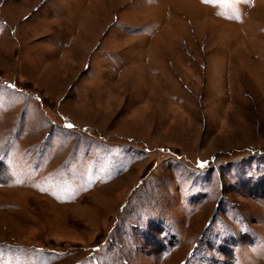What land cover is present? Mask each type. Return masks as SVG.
Here are the masks:
<instances>
[{
    "label": "rangeland",
    "instance_id": "rangeland-1",
    "mask_svg": "<svg viewBox=\"0 0 264 264\" xmlns=\"http://www.w3.org/2000/svg\"><path fill=\"white\" fill-rule=\"evenodd\" d=\"M0 264H264V0H0Z\"/></svg>",
    "mask_w": 264,
    "mask_h": 264
},
{
    "label": "snow or ice",
    "instance_id": "snow-or-ice-1",
    "mask_svg": "<svg viewBox=\"0 0 264 264\" xmlns=\"http://www.w3.org/2000/svg\"><path fill=\"white\" fill-rule=\"evenodd\" d=\"M65 127H67V128H72L73 126L70 125V124H68V125H65Z\"/></svg>",
    "mask_w": 264,
    "mask_h": 264
}]
</instances>
